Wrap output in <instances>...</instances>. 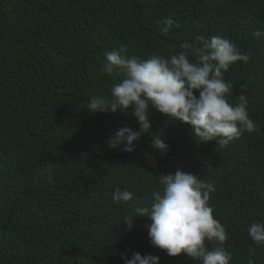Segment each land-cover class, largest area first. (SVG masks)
Returning <instances> with one entry per match:
<instances>
[{"label": "trees", "instance_id": "obj_1", "mask_svg": "<svg viewBox=\"0 0 264 264\" xmlns=\"http://www.w3.org/2000/svg\"><path fill=\"white\" fill-rule=\"evenodd\" d=\"M178 27L164 35L162 21ZM264 0H0V264H124L119 253L159 256L160 264H199L151 246L147 217L157 176L182 170L213 183L214 218L226 228L230 264H264L248 226L264 221ZM236 42L248 63L224 79L227 99L248 98L256 124L227 146L199 142L190 126L150 112L151 133L169 145L161 157L145 134L128 153L108 147L131 114L90 113L93 96H110L117 78L102 71L104 52L167 57L196 36ZM198 95V92L196 93ZM153 160L155 163H153ZM51 176L52 182L48 177ZM117 188L134 201L116 203Z\"/></svg>", "mask_w": 264, "mask_h": 264}, {"label": "clouds", "instance_id": "obj_2", "mask_svg": "<svg viewBox=\"0 0 264 264\" xmlns=\"http://www.w3.org/2000/svg\"><path fill=\"white\" fill-rule=\"evenodd\" d=\"M162 24L166 25L160 29L164 35L179 26L171 17L164 18ZM253 35L264 38V31L258 29ZM195 40L200 42L199 47L186 41L167 57H126L123 48L104 52L102 71L118 82L112 86L110 96L91 97L86 110L125 115L131 111L140 126L138 131L130 127L118 129L107 140L109 148L131 153L142 136L151 134L152 149L161 157L167 155L169 145L162 135L151 133L153 109L189 125L199 142L215 141L227 146L245 132L252 134L256 130L247 96L241 94L237 103L230 104L227 97L233 86L224 79L237 62L248 63L250 54L219 35L208 39L196 36ZM52 179L48 177L49 182ZM157 180L159 187L152 193L153 202L149 206H134V215L124 218L128 230H132L137 217H147L151 220L147 226L151 246L165 251L169 257L185 254L199 264H230L231 252L224 246L228 233L214 218L210 204L215 185L182 170L162 173ZM113 200L133 202L134 193L117 188ZM247 231L257 247H264V221L251 222ZM119 255L124 264H160L159 256L133 252L129 259L124 253ZM248 264H255L254 259L250 258Z\"/></svg>", "mask_w": 264, "mask_h": 264}]
</instances>
